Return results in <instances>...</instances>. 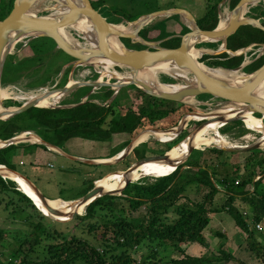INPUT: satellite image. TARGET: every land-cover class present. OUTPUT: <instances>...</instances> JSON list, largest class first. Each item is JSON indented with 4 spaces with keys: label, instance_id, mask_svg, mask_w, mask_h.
I'll use <instances>...</instances> for the list:
<instances>
[{
    "label": "trees",
    "instance_id": "16d2710c",
    "mask_svg": "<svg viewBox=\"0 0 264 264\" xmlns=\"http://www.w3.org/2000/svg\"><path fill=\"white\" fill-rule=\"evenodd\" d=\"M238 2L239 0H231V9ZM13 3L14 0L5 1V17L10 13ZM91 3L98 10L104 5V0ZM121 17L131 22L140 16ZM252 17L264 25V10H259ZM165 21L143 28L139 35L145 40H153L149 34L157 32L158 39L164 40L161 43L163 47L177 48L182 36L188 34L190 29L181 24L182 35L169 33L166 24L163 23ZM196 21L202 30L215 29L219 22L218 4H209L203 17ZM119 22L117 20L116 23ZM171 36L174 37L167 39ZM216 44L213 42L206 45L212 47ZM261 45H264V31L252 25H242L228 37L225 51L204 54L200 61L206 62L209 67L235 69L243 64L246 48ZM27 46L31 55L21 60H17L14 54L6 58L0 83L18 81L22 75L34 77L36 80H33L32 84L53 85L63 70V65L57 63L58 59L64 57L65 64L72 61L69 55L56 48V43L50 37L32 38ZM263 63L264 55L250 66L251 72ZM70 71L71 66L64 69L63 80L59 83H66ZM124 88L119 90L109 105H103L102 102L114 96L113 89H107L102 94L101 103L93 101L95 97L93 96L85 103L72 107L28 108L6 120H0V140L6 141L23 132L32 131L52 146L61 148L76 138L112 142L117 136V142L120 143L109 155L113 157L126 148L140 132L148 129H157L154 131L160 132L175 127L184 114L193 110L183 103L163 100L141 90L134 100H129V97L123 100L121 95ZM90 89L91 87H84L81 96L87 94ZM80 98L72 104L80 103ZM124 101L126 104L122 106ZM2 104L4 107L21 106L12 100L3 101ZM239 124H242V121L233 123ZM231 125L225 124L220 131L223 134L230 131ZM148 131L150 132L143 134L158 133ZM186 132H183L185 136ZM183 133L178 137L179 140L185 138ZM142 144L134 148L130 154L134 163L150 154L148 144ZM36 146L43 150L47 149L41 144ZM17 148L18 146L10 144L0 149V164L12 171L14 169L10 160ZM171 148L172 145L164 152ZM240 154L242 152L218 147L195 149L183 164L166 176L158 177L153 182L140 180L131 182L122 190L121 195H104L90 203L84 214L76 215L72 219L71 223H74L72 232L58 229L56 225H62L61 221H53L41 214L33 202L23 192L17 190L13 181L0 176L1 191L17 194L19 201L34 209L42 221L49 220L54 224L50 230L47 225L40 222L33 225L34 243L49 241L42 249V257L31 258L24 255L20 257V261H9L4 264H224L227 261H236L237 257L228 251L224 244L214 248L204 236L210 223V215L218 212L230 215L235 227L252 250V259L264 264V243L257 241V237L260 236L256 234V225L260 223L264 225V152L250 150L245 153L243 161H234V157ZM145 164L146 162L140 166L144 168ZM146 167L148 168V165ZM191 185H196L195 192L199 198L195 200L186 193ZM93 187L94 182H91L85 193ZM221 196L224 197L223 200L218 199ZM80 228L82 233L94 241L77 234ZM2 236L3 233L0 232V239ZM197 247L202 248L204 252L200 253L202 250L200 249L199 253H195ZM144 249L147 251L145 256H134L135 252ZM171 251H177L179 255L162 257V252Z\"/></svg>",
    "mask_w": 264,
    "mask_h": 264
},
{
    "label": "rangeland",
    "instance_id": "374dc122",
    "mask_svg": "<svg viewBox=\"0 0 264 264\" xmlns=\"http://www.w3.org/2000/svg\"><path fill=\"white\" fill-rule=\"evenodd\" d=\"M5 1L6 0H0V21L6 18L5 17L6 14L4 13ZM77 1L78 3L81 2V0H77ZM91 1L97 2L99 0H91ZM220 1H224V0H104V5L98 8V11L103 17L106 18L108 22L113 23L117 26L121 24L127 27L129 25V21H127V19H123L121 15L122 16L124 15L125 17L140 16L139 18H145L147 17L148 14H151L156 11H164L168 9H185L191 12V14L195 17V19H198L204 13L205 11L204 8L206 7L208 3L210 5H213V4L219 5ZM62 5L63 4L61 2H56L53 0H30L29 7H28L29 11H27L25 17H34V15L38 17L39 16L44 17V16L53 15V14L63 13L61 10ZM225 7L228 8L227 6ZM256 9H258V11H256ZM259 10H264L263 1H257L253 4L247 5V7L244 10V17L252 18V15L259 12ZM118 14H121V15H118ZM178 16L179 15L174 14V17H172L170 21L163 22L166 24L167 32L174 33L176 35H182L183 33L182 25L189 28L188 21L187 20L185 21V18H184L182 19L183 21L180 23V21H178ZM162 19L164 18H156V19L152 18L151 20L153 21L150 20L147 23V25L144 27V29L159 22V21L155 22V20H162ZM117 20L120 22L116 23ZM135 27L136 26L132 24L131 29L134 30ZM67 28H68L67 30L72 35V37L76 39L81 46H88V47L90 46L89 41L85 38L86 35L84 32H79L78 30L73 29L71 27L70 28L67 27ZM149 35H150L149 37L153 39L150 41H161L158 39L159 33L152 32ZM31 39L32 37L30 36V37H23L19 40L14 41L8 49V56L11 54H14L17 57L16 58L17 60L18 59L21 60L25 58L26 56L31 55V52L27 46V43ZM120 41L122 43V46L126 48H132V49H143L144 48L143 45H142L143 48H141L142 46H139L138 43H133L127 39H120ZM214 42L216 44V41ZM207 43H213V42L212 41H198L194 45H192L193 46L192 50L200 49L204 51V52H200L196 56V58L198 57L197 61L204 64L205 66H208V65L206 64V62L200 61L201 57L204 54H212L213 52L218 50L220 47V44L218 45L216 44L215 46H212V47L211 46L207 47L206 45ZM158 45L162 46L161 43ZM246 52L247 50L245 51V53ZM263 55H264V45H261L258 47H252V49L248 51V53L246 54L244 58L243 66L241 67L240 70L237 71V73H239V75L250 74L251 73L250 66L258 58H260ZM65 62H66V59L64 57H61L58 59L57 63L59 65H63V70L59 73V76L57 77V82L53 85L51 84H45V85L32 84L33 80H36L34 79V77H27V76H22V75L17 79L18 81L1 83V91L3 90L6 92V96L1 97L2 103L3 101H6V100H12L22 105L24 103H27L33 100L36 97H39L45 103H48V102L50 104L53 103V105L48 106V107L55 108V107L72 106L74 105L72 104V102H75L80 97H81L80 98V102H81V101H87L93 96H95L92 99L93 101L101 103L102 94H104V92L107 89H113L116 92V94L109 100L102 102L103 105H106V104L109 105L111 101L113 100V98L117 95L119 90L123 87H125L121 95L123 100L126 99L125 97H129L130 98L129 100H134L136 94L140 93L139 90L143 91L141 88H139V86L132 84V83H127V81L122 80L121 78L117 76H114V77L107 76V75L105 76L104 69L100 66H92V65L83 64V65L77 66L74 69H72L75 59L72 58V61H70L67 64H65ZM68 66H71V71L69 75L67 76L66 83L61 84L59 82L63 80L64 69L67 68ZM104 68L110 70L113 73L115 72L120 76H130L134 71V69L127 67V66H123V65H119V66L105 65ZM187 76L188 78L189 77L192 78L190 73H188ZM157 79L163 83H170V84H175L179 82L182 83L181 80L175 79L172 76L166 73H162V72L157 75ZM68 82H73V84L75 85V88L67 92L66 94L60 95L59 98L57 96L55 97L53 93H56L59 90H61L64 86L68 84ZM87 83H91L92 85H89ZM84 87H91V89L87 94H85L84 96H81L82 90ZM182 103L193 108V110L188 113L206 114V113L215 111L216 109L220 110L222 112V116L218 118L215 122H213V124L214 125L220 124V126L222 125L221 127L219 126L220 129H218V132H220L222 135L223 133L220 130L225 125V122L224 123L222 122L226 118L230 119V117L224 116V115L228 114L230 110L239 108V104L237 103L236 104L231 103L227 100L213 97L207 94H201V95L194 97L193 103L191 104L186 103V102H182ZM125 104H126V101L122 103V106H125ZM244 104H247V103H244ZM240 105L243 108H247L241 103ZM17 107L19 106H12L10 107V109H6L3 111L0 110V114L2 117H7V115H9L10 112L12 111L11 109H15ZM185 115L186 114H184L182 118ZM255 117L264 124V119H262L261 115L260 116L255 115ZM203 121L204 119L201 121H196V120L189 121L187 127L181 133H183L184 131H187L186 136H185V133H183V136L186 138L189 134H193L196 130H198L200 127V124ZM239 121H242V124L233 125L235 121L229 122L230 124H232L231 125L232 127L230 131L224 133V135H226L227 141L234 144L238 148L256 146V148L253 150H260L264 152V140L263 141L261 140L262 134L257 131L248 129L243 120H239ZM178 125L179 123L177 124V126ZM28 132L32 133L31 139L33 143L38 145L39 144L38 139L40 140L41 138L32 131H28ZM139 134H141V132ZM24 136L26 138L25 142L30 141L29 136L31 135L24 134ZM137 136H135L131 140V144ZM179 136L178 134L174 135L172 138H176V139L168 143L157 141L154 138H150L147 141L143 142V143H147L148 148L150 149L148 150V152L150 153L148 154V156L164 154L165 153L164 151L166 148H168L171 145L173 148L174 146H176L178 143L182 141V140H179L178 138ZM33 137H36V139H34ZM140 145L136 147H139ZM115 147H117L116 144L112 143L111 141L110 142H99V141H91L87 139L77 138V139L72 140L68 145H66L64 147V150L67 153H74V154L81 155L82 157L86 159H92V158H108L109 155L111 154V150L114 149ZM216 147L221 148V147H227V146H218V145L213 144L211 146H206L203 148H193V150L195 149L205 150L207 148H216ZM246 152L247 151L242 152V154L234 157V161H243ZM130 154H127L126 157H124V159L122 160L117 161L115 159L114 161H108L109 163H105V164H91V163L84 164V163H77V162L71 163L70 161H66V163L70 164L71 166V168L69 169L70 172L68 174L65 173L68 168H64V166H62V160H60L61 157L55 160V155H51V157L49 155H44L41 157V159H38L36 162H33V163L27 162L25 166H20L18 167V169L22 173L29 175V177H26V175L24 176V174H22V176L30 180L34 184V186H37L42 191L43 194L49 197L60 196V198L62 197V199H68V198L72 199V198L80 197L87 190L88 185L93 180L103 177L105 175H108L110 173H115V172L124 173L126 169H128L134 163V160L130 158L131 157ZM47 163H51L53 166L52 165L48 166ZM129 163L131 164L129 167H127ZM154 163L155 161L146 162L144 168H147L146 167L147 165L149 167L153 165ZM142 167L143 166H139L137 169H143ZM174 169L175 168L173 166V168L170 171L173 172ZM3 178L5 180L6 179L11 180L6 177H3ZM155 179L156 178L152 176H143L139 178L138 180L143 181V182H153ZM138 180H132V182H136ZM53 182H56V186L55 184H53ZM16 188L18 190L17 185H16ZM195 191H196V185H191L190 187H188L186 193L192 199L195 200L199 198L196 195ZM218 199L223 200L224 197L221 196V197H218ZM25 205L26 204L19 201L17 194H14L13 192H10V191L3 192L0 190V232L3 233V236L0 239V263L1 264L7 263L9 261H16V260L20 261L21 260L20 257L24 255L26 256L28 255L31 258L42 257L43 255L42 249L49 243V241L47 240H43L41 244L34 243V240H33L34 237L32 235L34 234L35 231L33 230V225L36 224L37 222L38 223L40 222V223H43L44 225H47L48 230H50L51 228L54 227L53 222H50L49 220L42 221L38 217L39 215L36 213L34 209L28 206H25ZM84 213H85V210L78 215H82ZM73 218L74 217H71L66 221H61L62 225H56V227L65 232H72L74 229V223H71L73 222L72 220ZM51 219L53 221H58L54 218H51ZM219 225H221L222 228L218 231ZM256 230H257L256 234L260 236V237H257V241L261 244L264 243V225L260 223L259 228L256 227ZM240 233L241 232L237 230L233 219L229 215V216H226L224 219H221L220 221L219 220L217 222L213 221L212 225H209L207 227L204 233V236L207 238V240L210 243L214 242L218 245L223 244L222 242L226 243V245L228 246L227 250L231 251L237 257L236 261H227V262H224V264H259L256 260L252 259V255H253L252 250L249 249V246L247 242L245 241L244 236L241 235ZM77 234L88 237L89 239L94 241L93 238H90L87 234L82 233L81 228ZM236 239L237 241H239L240 239L239 242L241 244L235 243ZM238 244H240L239 247H237ZM31 247H33L32 248L33 251H31ZM214 248L216 247L214 246ZM200 249L202 248L197 247L196 253H199ZM203 252L204 250L202 249L200 253H203ZM146 253L147 251L144 249V250H141V252H137V253L135 252L134 256L135 257H138L140 255L145 256ZM164 255H166V257L169 258V257H176L179 255V253L177 251H171V253L162 252V257Z\"/></svg>",
    "mask_w": 264,
    "mask_h": 264
},
{
    "label": "water",
    "instance_id": "95a60500",
    "mask_svg": "<svg viewBox=\"0 0 264 264\" xmlns=\"http://www.w3.org/2000/svg\"><path fill=\"white\" fill-rule=\"evenodd\" d=\"M53 1L61 2L63 4L62 7H65L66 11H64L63 13L53 14L44 17H40V16L38 17L35 15L34 17H25L27 11H29L28 7L30 0H14L13 7L10 13L4 20L0 21V51L6 49L8 45L10 47V45L14 41L19 40L23 37L31 36L32 38H34L37 36H46L54 40L57 49L62 50L67 55L75 59L72 69L83 64L91 65V64H87V62H90L92 59H107L115 63L116 65H123L130 67L134 69V71L139 70L143 67L153 65L158 62L161 63L171 62L175 64L177 67L187 70L188 73H190L191 76H193V79H195L194 87L189 88L182 92L169 93V92H157L150 90L149 88L146 87L144 83L134 79L128 80L127 83H132L139 86V88H141L145 93L149 95L173 102L182 103L185 102L184 100L188 97L194 98L201 94H207L213 97L227 100L231 103H241V104L247 103L244 105H246L254 112L264 117V99L257 96L256 93L258 87L264 81V63L250 74H246L241 82H237V81L231 82L226 79L219 78L203 70L197 63V60L193 59L187 53L186 50L187 44H189L190 42L198 38H205L204 41H212V42L216 41L222 43L221 44L222 46L220 45L219 49L212 53V54H218L226 50L228 37L234 34L240 26L252 25L264 31V25L261 24L258 19H255L253 17L245 18L242 17L240 14L243 7L257 1L264 2V0H239V2L235 5V7L230 11L225 26L220 28L219 27L220 21H219L217 27L213 30H202L198 26L197 21L194 18V16L191 14V12L185 9H168L164 11H156L151 14H148L147 17L145 18H138L137 20L129 22V24H134L136 26L133 32H125L117 28V25L108 22L106 18L103 17L100 14V12L93 7L91 0H81V2L79 3L77 0H53ZM172 14L183 15L189 23L188 26L190 32L182 36V41L179 47L167 48V47L159 46L158 44L162 43L164 40L150 41V40H145L139 35L141 29H143L152 18L163 15H172ZM81 18L87 20L90 27L94 30L96 41H94L93 38L89 35L85 36V38L89 41V43L93 45V48H86L82 46L81 47L71 46L64 40L63 36L60 33V29L73 26ZM109 36H115L117 38V40L121 45L119 49H112L109 47L108 45ZM172 37L174 36L168 37L167 39H171ZM120 39H129L133 43H138L140 45H143L144 48L143 49L126 48L122 46ZM246 49L244 50V52L246 51ZM7 56H8V49L3 54L2 57L3 59L0 58V82H1L4 63ZM242 66L243 64L235 69H224V68H220V69L227 70L229 72H236L240 70ZM210 69H217V68L212 67ZM184 78L179 77L178 79L181 80L182 82H185ZM87 84L92 85L91 83H87ZM74 88L75 85L73 84V82H68V84L58 92L60 95H63ZM115 94L116 92L114 93V95ZM0 95H1V83H0ZM83 103H85V101H81L80 103L74 104L72 106H76ZM72 106H68V107H72ZM31 107H37V104L34 102V100L24 103L15 109H11L12 111L10 112V114L7 115V117L0 116V120H6ZM47 108H53V107H47ZM6 109H10V107H3L2 99L0 97V110L3 111ZM187 114H191V113H186V115ZM239 120H241L240 117H234L230 120H226L225 124ZM207 122L208 120L204 119V121L200 124L199 129L205 126ZM190 135L192 134H189L187 137H189ZM18 139H19L18 137H13L9 140L3 141L2 142L3 147L14 143ZM39 144L44 145L46 147H53L50 143L42 139L39 140ZM134 148L135 147H131V143H130L126 148L120 151V153L122 154L117 161L124 159V157H126L127 154H130ZM221 148L235 152H245L255 149L256 146L239 147V148L238 147H221ZM192 150H193L192 147L189 148L186 156H184L185 158L182 160V162L178 164H175L174 162L169 160V158L167 157L168 151L160 155L143 157L142 159L133 163L128 169H126L124 173L127 174L132 173L134 169H137L140 165H142L146 161H162L164 163H169L173 165L174 168L176 169L179 165H181L183 162H185L188 159V156H190ZM81 161L94 163L93 160L92 161L81 160ZM105 163H109V162H103V161L98 162V164H105ZM18 175L25 178L29 182V184H31L35 188V190L40 194L41 198L44 201L47 200V198L39 191V189L36 186H34V184L30 180H28L26 177L22 176L21 174ZM131 182L132 180H127L124 186L119 190L104 192V193L100 192L95 182L94 187L91 190H89L80 198L74 200L73 203H75L76 207H80L83 204H85L87 207L90 203L94 202L96 199L104 195H121L122 190ZM27 197L33 202L34 206L43 214L44 212H42V210L38 208L34 200L29 196ZM48 209L55 210L51 206H48ZM43 215L46 216L45 214ZM76 215L78 214H73L71 217H75ZM54 219L58 221H66L60 218H54Z\"/></svg>",
    "mask_w": 264,
    "mask_h": 264
},
{
    "label": "bare ground",
    "instance_id": "6f19581e",
    "mask_svg": "<svg viewBox=\"0 0 264 264\" xmlns=\"http://www.w3.org/2000/svg\"><path fill=\"white\" fill-rule=\"evenodd\" d=\"M253 3H255V2H253ZM246 7L247 6L243 7V9L240 13L242 17H244V10ZM61 10H62V12H64V11H66V8L62 7ZM225 16H223L222 18H224ZM226 21H227V18L220 20L219 27L221 28V27L225 26ZM131 26H132V24H129L127 27L120 24L117 26V28H119L125 32H133L134 30L131 29ZM71 28L76 29L79 32H84L86 36L89 35L93 38L94 41H96L94 30L90 27L87 20H85L84 18L79 19V21L76 22L73 26H71ZM67 29L68 28L60 29V33L63 36L64 40L68 44H70L71 46H75V47L80 46L81 47V45L78 43V41L72 37V35L69 33V31ZM204 40H205V38H198V39H195L194 41L190 42L189 44H187V49H186L187 53L193 59L198 60V58H196V56L200 52H204V51H202L200 49L192 50L193 49L192 45H194L198 41H204ZM108 45L112 49H119L121 47L119 41L117 40V38L115 36H109L108 37ZM82 47L93 48V45L90 44L89 47L88 46H82ZM7 49H9V45L6 47V49H3L0 51V58L3 57V54L5 53V51ZM197 63L206 72H209L212 75H215L219 78L226 79V80L231 81V82H236V81L241 82V80L245 76L243 74L239 75V73H237V71L236 72H229L227 70H222L220 68L210 69V67L205 66L204 64L200 63L199 61H197ZM87 64H91L92 66L102 67L104 69L105 76L106 75L107 76H113V77L117 76V77H119L125 81H128L130 79L138 80V81L144 83L146 85V87L149 88L150 90L157 91V92L177 93V92L185 91V90L195 86V79H193V76H192V78H190V77L188 78V76H187L188 71L187 70L179 68L171 62H162V63L158 62V63H155L153 65L143 67L139 70L133 71V73L130 76H120L115 72L113 73L110 70L105 69L104 68L105 65H112V66L116 65L115 63H113L107 59H92L90 62H87ZM117 66H119V65H117ZM161 72L166 73L175 79H178L179 77H182V78L185 77L184 78L185 82H182V83L179 82V83H175V84L163 83L157 79V75ZM256 93H257V96L264 99V81L260 84ZM53 95L55 97L57 96L58 98L60 96L59 92L53 93ZM4 96H6V92L2 90L0 97H4ZM33 100L37 104V106L41 105L38 107H48V106L53 105V103L50 104L49 102H48L49 104H46L39 97H36ZM184 101L186 103L191 104V103H193V97H188ZM237 104H239V108L230 110L228 112V114H226L224 116H228V117H230V119L239 116L241 118V120L244 121V123L248 129L253 130V131H257V132L262 134L261 140L263 141L264 140V124L262 122H260V120H258L255 117L256 112H254L252 109H250L249 107H247L244 104H242V105L246 106L247 108L241 107L240 103H237ZM191 114H197V115L189 116ZM191 114L185 115L183 117V119L181 120L180 124L178 126L172 128V129L160 130V132L154 131L157 129H148V130H151L154 132H158L156 134H143V133H145V131L150 132L148 130L143 131V133L141 132L142 135L140 134V135H138V137H136L134 139V141L131 144V147H136V146L140 145L141 143L147 141L150 138H154L157 141L164 142V143L171 142V141L176 139V138H172V137L176 134H178V136H179L180 135L179 133L182 132L187 127L189 121H191V120L201 121L203 119H207L209 123H207L202 128L196 130L192 135L185 138L180 143H178L176 146L171 148L167 153V157L169 158V160H171L175 164L182 162V160L185 158L184 156H186L189 148H191V147L192 148H203L206 146H211L213 144L218 145V146L237 147L234 144L227 141L226 135H224V134L222 135L220 132H218V129H220V127L222 125L220 126V124L219 125L213 124V122H215L218 118H220L222 116V112L220 110L216 109L215 111H212V112L206 113V114H201V113L200 114L199 113H191ZM187 116H189V117L186 118ZM262 118H264V117H262ZM230 119H228V120H230ZM167 139H169V140H167ZM30 140H32L31 136H30ZM121 154L122 153L119 152L114 157H112V159L103 160V161L108 162V161H114L115 159L118 160L119 157L121 156ZM146 162H149V161H146ZM172 168H173V165H171L169 163H164L162 161H155V163L153 165L149 166L148 168L136 169V170L134 169L133 172L130 174L121 172V173L111 174L109 176H106V177L98 180L96 182V186L100 190L101 193L115 191L119 185H121L122 183L125 184V182L127 180H138L139 178H141L143 176H152L155 178L163 177V176H166ZM0 174L4 175L6 178L11 179L13 182H15L18 189L21 192H23L25 195L32 198L34 200V202L36 203V205L38 206V208L40 210H42V212H44L43 214H45L46 216H49L51 218H60L63 220H68L73 214H80L85 210V207H86L85 204H83L80 207H76L75 203H73L74 201H54L51 199H47L46 201H44L41 198L40 194L35 190V188L31 184H29V182L25 178L21 177L20 175L16 174L12 170H9L8 168H6L4 166H0ZM124 184H123V186H124ZM48 206H51L55 210L48 209Z\"/></svg>",
    "mask_w": 264,
    "mask_h": 264
},
{
    "label": "crops",
    "instance_id": "0c3cea01",
    "mask_svg": "<svg viewBox=\"0 0 264 264\" xmlns=\"http://www.w3.org/2000/svg\"><path fill=\"white\" fill-rule=\"evenodd\" d=\"M230 2H231V0H224V1H220L219 2V5H218V18H219V21L220 20H222V19H225V18H228V16H229V14H230V11L232 10L231 9V6H230ZM208 6H209V3L206 5V7L204 8V13L199 17V18H202L203 17V15L206 13V11H207V8H208ZM225 6H227L228 8H226ZM256 11H258V9H256ZM226 15V16H225ZM223 16H225L224 18H222ZM172 17H174V14H172V15H163V16H158V17H155L154 19H156V18H164V19H162V20H155V22L156 21H164V20H166L167 22H168V20L167 19H171ZM185 17L183 16V15H179L178 16V21H180V23L183 21L182 19H184ZM195 18V17H194ZM151 21H153V20H151ZM185 21H186V18H185ZM46 104H49V103H46ZM38 106H41V105H38ZM43 106V105H42ZM145 132H147V131H145ZM143 133V132H142ZM24 134H26V135H31V137H32V133H30V132H28V131H26V132H23L22 134H20V135H17V136H15V137H18L19 139L17 140V141H15L14 143H12V144H14V145H16V146H18V148L15 150V152L13 153V156H12V159L10 160L11 161V164H12V166H13V171L16 173V174H24V176L26 175V177H29V175H27V174H25V173H22L21 171H19V169H18V167H20V166H25L26 165V163L27 162H30V163H33V162H36L38 159H41V157L42 156H44V155H49L50 157H51V155H55V160H57V159H59L60 157H61V159L60 160H62V166H64V168H68L67 170H66V174H68L69 172H70V168H71V166H70V164H68V163H66V161H70L71 163H84V164H88V162H84V161H81V160H93L94 161V163H91V164H98V162L100 161H103V160H110V159H112V157H108V158H92V159H86V158H84V157H82L81 155H78V154H74V153H67V152H65V150H64V147L66 146V145H68L72 140H74V139H72V140H70V141H68L63 147H55V146H53V147H47V149L46 150H43V149H41V148H39V147H37L36 145L37 144H35V143H33V141L32 140H30V136H29V140L30 141H28V142H25V140H26V138H25V136H24ZM140 135V134H139ZM117 136H115L114 138H113V141H112V143H115L116 144V146H118V143H120V142H117V138H116ZM138 137V136H137ZM34 139H36V137H33ZM77 139V138H76ZM32 141V142H31ZM39 141V140H38ZM2 142L3 141H1L0 140V149L1 148H4V147H6V146H4L3 147V144H2ZM39 143V142H38ZM9 146V145H8ZM34 147H36V148H34ZM116 148V147H115ZM114 157V156H113ZM103 162H105V161H103ZM48 164V166L49 165H52L51 163H47ZM0 166H4V167H6L5 165H2V164H0ZM53 166V165H52ZM7 168V167H6ZM30 172V171H29ZM111 174H117V173H110V174H108V175H105L104 177H106V176H109V175H111ZM0 176L3 178V177H5L4 175H2V174H0ZM104 177H102V178H104ZM102 178H100V179H102ZM99 179V180H100ZM98 181V179H95V180H93L92 182H97ZM50 184V183H49ZM53 184H55V186H56V182H53ZM37 187V186H36ZM38 188V187H37ZM39 189V188H38ZM39 191L42 193V191L39 189ZM87 193V192H86ZM43 194V193H42ZM85 194V192L81 195V196H83ZM47 199H51V200H55V199H60V200H62V201H74V200H76V199H78V198H80V197H76V198H72V199H70V198H68V199H62V197L60 198V196H52V197H49V196H47V195H45V194H43ZM243 210H245V206H243ZM229 216L226 212H218V213H214V214H211L210 215V223H209V225H212V222L213 221H220L221 219H224L226 216ZM208 225V226H209ZM222 228V226L221 225H219V229H218V231L220 230ZM221 231H223V230H221ZM236 238V237H235ZM238 238V237H237ZM239 241H240V239H239ZM239 241H237V239H236V242L235 243H240ZM224 245H225V247L226 248H228V246L226 245V243H224V242H222ZM241 244V243H240ZM240 244H238V246L237 247H239L240 246ZM211 246L212 247H217L218 246V244H216V243H211ZM196 253V252H195Z\"/></svg>",
    "mask_w": 264,
    "mask_h": 264
},
{
    "label": "built area",
    "instance_id": "2783aa9c",
    "mask_svg": "<svg viewBox=\"0 0 264 264\" xmlns=\"http://www.w3.org/2000/svg\"><path fill=\"white\" fill-rule=\"evenodd\" d=\"M251 49H252V47H248V48L246 49L247 52H246V53L244 52V53H245V56H246V54L248 53V51L251 50ZM256 227L259 228V224H257Z\"/></svg>",
    "mask_w": 264,
    "mask_h": 264
},
{
    "label": "flooded vegetation",
    "instance_id": "af4514ba",
    "mask_svg": "<svg viewBox=\"0 0 264 264\" xmlns=\"http://www.w3.org/2000/svg\"><path fill=\"white\" fill-rule=\"evenodd\" d=\"M226 120H228V119L226 118L225 120H223V122H222V123H224Z\"/></svg>",
    "mask_w": 264,
    "mask_h": 264
}]
</instances>
